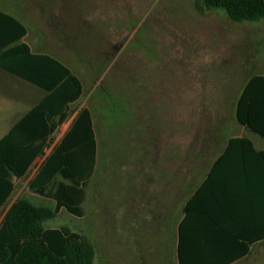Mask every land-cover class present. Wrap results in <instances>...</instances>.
<instances>
[{
  "label": "rangeland",
  "instance_id": "1",
  "mask_svg": "<svg viewBox=\"0 0 264 264\" xmlns=\"http://www.w3.org/2000/svg\"><path fill=\"white\" fill-rule=\"evenodd\" d=\"M0 10L25 26L32 52L68 67L83 88L44 155L12 179L0 221L20 198L54 207L29 181L88 108L97 152L83 215L62 208L45 226L87 237L93 264H177L185 195L173 201L172 176L201 171L209 135L240 134L237 98L250 76L264 74V19L235 23L201 0H0ZM0 88L14 99V78L3 71ZM0 106L14 117V104ZM252 264H264V249Z\"/></svg>",
  "mask_w": 264,
  "mask_h": 264
},
{
  "label": "trees",
  "instance_id": "2",
  "mask_svg": "<svg viewBox=\"0 0 264 264\" xmlns=\"http://www.w3.org/2000/svg\"><path fill=\"white\" fill-rule=\"evenodd\" d=\"M207 10H220L235 23L264 19V0H201ZM27 30L13 15L0 10V69L45 92L0 139V211L14 190L12 179L23 178L34 161L44 155L52 135L72 113L71 104L82 95L80 80L68 67L45 53H33L22 42ZM239 125L264 138V76H250L235 104ZM231 143H251L244 138ZM97 143L90 109L81 108L69 129L45 157L29 181V189L53 200L54 207L17 199L0 221V264H93L95 250L87 237L68 227L47 228L60 209L83 215L85 188L96 165ZM187 213V205L184 209ZM211 239L217 235L208 234ZM248 245L264 234H221ZM183 223L178 230V264H197L192 258ZM240 256V257H243ZM239 259V258H236ZM230 263V262H228Z\"/></svg>",
  "mask_w": 264,
  "mask_h": 264
},
{
  "label": "crops",
  "instance_id": "3",
  "mask_svg": "<svg viewBox=\"0 0 264 264\" xmlns=\"http://www.w3.org/2000/svg\"><path fill=\"white\" fill-rule=\"evenodd\" d=\"M5 74L14 78V99L5 92L2 96L0 88V105L14 104V117L11 113L7 117L4 114L2 116L0 106V139L45 95L43 90L31 83ZM254 75L264 76L263 73ZM241 127L238 135H227V132L220 130L208 136V141L202 146L201 171L192 168L191 175L186 179L172 176L173 201L180 194L185 195L176 223L177 264L178 230L182 223L192 249L190 256L196 257L197 264H252L264 249V240L256 241L247 246L248 252L243 256L241 251L246 242H243L242 237L238 240L229 237L228 241L220 236L264 234V138ZM1 130L5 132L1 133ZM246 132L258 138H251ZM236 138L247 139L251 145L229 143ZM188 162L194 165V162ZM186 205L187 213L184 211ZM208 234L217 237L211 239Z\"/></svg>",
  "mask_w": 264,
  "mask_h": 264
},
{
  "label": "flooded vegetation",
  "instance_id": "4",
  "mask_svg": "<svg viewBox=\"0 0 264 264\" xmlns=\"http://www.w3.org/2000/svg\"><path fill=\"white\" fill-rule=\"evenodd\" d=\"M127 33H125V35H126Z\"/></svg>",
  "mask_w": 264,
  "mask_h": 264
}]
</instances>
